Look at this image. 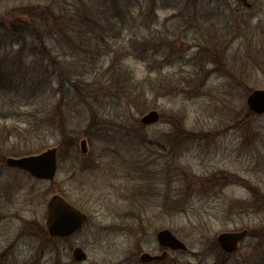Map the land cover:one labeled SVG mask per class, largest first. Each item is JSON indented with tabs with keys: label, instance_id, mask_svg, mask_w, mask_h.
Segmentation results:
<instances>
[{
	"label": "rangeland",
	"instance_id": "1",
	"mask_svg": "<svg viewBox=\"0 0 264 264\" xmlns=\"http://www.w3.org/2000/svg\"><path fill=\"white\" fill-rule=\"evenodd\" d=\"M246 2L0 0V18H93L48 40L57 63L0 32V264H142L163 229L187 250L159 264H264V114L246 106L264 90V0ZM51 148V181L5 163ZM54 195L85 216L68 238L44 232ZM241 230L224 253L217 235Z\"/></svg>",
	"mask_w": 264,
	"mask_h": 264
},
{
	"label": "water",
	"instance_id": "2",
	"mask_svg": "<svg viewBox=\"0 0 264 264\" xmlns=\"http://www.w3.org/2000/svg\"><path fill=\"white\" fill-rule=\"evenodd\" d=\"M245 6L249 7L246 0H238ZM247 108L255 115L264 114V90L256 89L246 98ZM159 116L157 112L150 111L142 117V124L156 122ZM80 150L83 154L87 152L86 139L80 141ZM8 167L17 168L30 174L33 178L51 181L57 172V148H51L40 154L29 155L19 158L9 157L5 160ZM85 222V216L77 209L69 205L60 196L54 195L47 202L46 213V230L50 237L68 238L79 231ZM248 234L247 230L235 232H222L216 237V241L224 253L231 254L235 252L242 241ZM156 240L160 247L166 249L161 254H140L139 260L142 263H149L156 260H162L166 257L167 251H186L187 246L183 241L178 239L169 230L163 229L157 232ZM75 261L82 262L85 260L83 250L76 247L73 250Z\"/></svg>",
	"mask_w": 264,
	"mask_h": 264
},
{
	"label": "trees",
	"instance_id": "3",
	"mask_svg": "<svg viewBox=\"0 0 264 264\" xmlns=\"http://www.w3.org/2000/svg\"><path fill=\"white\" fill-rule=\"evenodd\" d=\"M78 20H80V24L93 22V18H87V16L82 15L79 11H74L72 16L69 17L63 10L57 12L49 7L40 9L39 7L27 5L13 9L10 12V15L7 14L0 18V32L5 36L16 38L21 41L26 37L36 40L37 43L33 52H39L40 54L45 55L52 63H57L51 54L48 40H54V37L62 34L68 35L70 33H79L80 35V32L78 31L82 25L76 24ZM22 46L19 49L21 52L24 48ZM52 63L51 67L55 68V64ZM58 76L61 77L59 74ZM1 77L4 78V76H1L0 74V81ZM64 82L75 84V81L69 79L66 80V78H60L58 81L60 86L65 84ZM257 201L259 205H264V196H258ZM41 234L43 235V231ZM45 234L47 233L45 232Z\"/></svg>",
	"mask_w": 264,
	"mask_h": 264
},
{
	"label": "flooded vegetation",
	"instance_id": "4",
	"mask_svg": "<svg viewBox=\"0 0 264 264\" xmlns=\"http://www.w3.org/2000/svg\"><path fill=\"white\" fill-rule=\"evenodd\" d=\"M45 232L47 233V231H46V225H45ZM52 239V238H51ZM53 239H55V238H53ZM160 247V246H159ZM161 249H162V252L161 253H163L166 249H164V248H162V247H160ZM170 252H173V251H167V255H166V257L164 258V259H162V260H156V261H152V262H149V263H142L141 261H140V263H142V264H159L161 261H164L167 257H168V254L170 253ZM160 253V254H161ZM156 255V254H155Z\"/></svg>",
	"mask_w": 264,
	"mask_h": 264
}]
</instances>
